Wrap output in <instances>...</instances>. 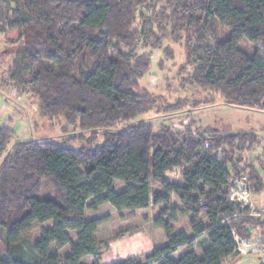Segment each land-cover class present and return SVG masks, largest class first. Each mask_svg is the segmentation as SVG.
Here are the masks:
<instances>
[{
	"label": "trees",
	"instance_id": "16d2710c",
	"mask_svg": "<svg viewBox=\"0 0 264 264\" xmlns=\"http://www.w3.org/2000/svg\"><path fill=\"white\" fill-rule=\"evenodd\" d=\"M148 1L0 0V34L16 30L21 41L11 70L15 90L31 94L42 116H62L83 131L103 134L93 148L31 140L17 141L7 152L0 165V239L7 256L0 264H83L87 257L100 258L96 235L109 218L88 220L86 212L107 204L119 220L123 211L159 209L153 223L165 232L167 245L154 249L147 264H224L239 255L232 229L246 240L256 230L264 237V219L248 216V208L228 199L230 177H245L253 195L264 194L256 165L236 157L264 142L259 133H194L192 125L156 131L145 121L118 128L157 106L149 91H136L153 63L151 55L137 54L140 31L133 27ZM174 1L187 3L184 20L197 27V44L186 58L194 66L189 81L215 91L231 107L264 111V0ZM217 28L228 37L221 41ZM244 40L254 46L252 57L240 49ZM16 135L0 122V157ZM219 150L223 157L216 155ZM177 169L183 170V185L167 180ZM116 182L124 187L116 189ZM152 182L162 191L152 195ZM173 196L183 210L172 204ZM201 214L208 226L198 220ZM179 215L186 218L175 233ZM49 222L52 227L36 242L25 243L34 225ZM206 234L210 246L201 258L193 251L170 257L181 248L191 250ZM65 248V256L55 252Z\"/></svg>",
	"mask_w": 264,
	"mask_h": 264
},
{
	"label": "rangeland",
	"instance_id": "374dc122",
	"mask_svg": "<svg viewBox=\"0 0 264 264\" xmlns=\"http://www.w3.org/2000/svg\"><path fill=\"white\" fill-rule=\"evenodd\" d=\"M185 5L187 3H178L174 0H149L145 10L137 11L136 22L133 25L134 32L136 29L140 31L137 54L151 55L153 63L151 70L141 80V87L136 91L139 94L143 93L142 89L149 91L157 106L152 112L141 115L136 120L122 123L118 125V128L145 121L152 122L156 131L167 126L173 127L176 131H182L192 125L194 133L213 129H218L221 134L255 130L264 136V111L231 107L215 91L199 87L189 81L188 77L192 75L194 66L186 65V58L187 53L193 51L197 44L194 36L197 27L190 28L184 20L189 14L184 8ZM142 13L144 15H141ZM194 14L197 16L196 13ZM215 31L219 32L221 41L229 35V32L220 28ZM20 44L18 31L10 30L0 34V105L3 112L1 114L2 119L11 127L18 125L16 138L0 157V165L17 141H52L73 149L93 148L100 145L103 142L102 132L83 131L79 124H69L62 116L44 117L39 112L37 101L31 94L15 90L11 80V70L16 59L15 50ZM154 46L158 47L153 49ZM240 49L248 56H253L254 46L248 41L244 40ZM183 103L185 107L182 106ZM178 105L183 108L174 112L164 111ZM188 108L192 110L189 113L185 111ZM216 155L223 157L221 150L217 151ZM238 156L242 158L243 164L258 166L264 178V142L250 152L237 153L236 157ZM82 172L84 173L83 170ZM167 180L173 184L183 185V170L177 169L168 173ZM123 187L122 182H116V189ZM151 188L152 195L162 191V188L153 182ZM204 190L209 191L207 188ZM263 197L253 195V203L260 206ZM91 203L92 201H89V204ZM172 204L179 205L182 209L176 196H173ZM117 214V211L108 204L100 207L97 212H86L88 220L100 218H109V220L101 225L96 235L100 258L87 257L83 264H92L97 260L101 264L120 262L147 264L146 258L154 249L167 245L165 232L156 229L153 223L159 216V209L150 205L146 210L123 211L120 214L122 220H119ZM185 218L186 215H179L178 222L172 224L175 233L181 230V222ZM198 220L208 226V221L203 214ZM52 224L49 222L43 226L34 225L32 231L25 237V243L36 242L42 230L51 228ZM259 233V230L255 231L256 238ZM188 235L192 236L190 230ZM70 237L74 242L76 241L74 233H70ZM209 246L206 234L195 239V246L191 250L184 247L170 257L178 260L188 251H193L198 258H201L204 250ZM6 248L4 240L0 239V259L6 258ZM55 252L65 256L69 248L55 250ZM224 264H264V254L237 255L235 258L226 260Z\"/></svg>",
	"mask_w": 264,
	"mask_h": 264
},
{
	"label": "built area",
	"instance_id": "2783aa9c",
	"mask_svg": "<svg viewBox=\"0 0 264 264\" xmlns=\"http://www.w3.org/2000/svg\"><path fill=\"white\" fill-rule=\"evenodd\" d=\"M229 192L228 199L240 205L241 209L248 208L250 213L247 214L251 217L263 218L264 219V197L261 201L260 206H256L253 203V193L250 188V183L247 178H234L228 179ZM232 233L236 243V252L239 255H263L264 254V237L258 236L253 240H246L240 237L233 229Z\"/></svg>",
	"mask_w": 264,
	"mask_h": 264
},
{
	"label": "crops",
	"instance_id": "0c3cea01",
	"mask_svg": "<svg viewBox=\"0 0 264 264\" xmlns=\"http://www.w3.org/2000/svg\"><path fill=\"white\" fill-rule=\"evenodd\" d=\"M1 113H3L2 112V108H1V105H0V122H1V124H2V126H9V127H11V125L9 124H7L6 122H5V120H3L2 119V114ZM11 118V117H10ZM9 118V119H10ZM17 127H18V125H16V126H13V127H11L14 131H15V133L17 134V132H16V129H17ZM250 131H255V130H250ZM238 132H240V131H238ZM255 132H257V133H259L258 131H255ZM231 133V132H230ZM232 133H235V132H232ZM260 134V133H259ZM260 136L262 137V138H264V136H262L261 134H260ZM260 146V145H259ZM256 147H258V146H256ZM262 166V165H261ZM257 167V170H258V172H260V174L262 175V172L260 171V169L258 168V166H256ZM263 176V175H262ZM264 196V194L262 193V194H259V195H256V196ZM263 231H264V229H263ZM86 259V258H85ZM85 259L83 260V262L85 261Z\"/></svg>",
	"mask_w": 264,
	"mask_h": 264
},
{
	"label": "water",
	"instance_id": "95a60500",
	"mask_svg": "<svg viewBox=\"0 0 264 264\" xmlns=\"http://www.w3.org/2000/svg\"><path fill=\"white\" fill-rule=\"evenodd\" d=\"M263 107H264V103H263Z\"/></svg>",
	"mask_w": 264,
	"mask_h": 264
}]
</instances>
